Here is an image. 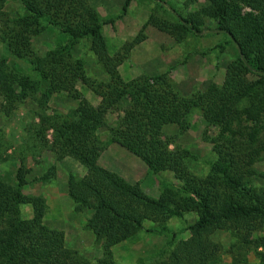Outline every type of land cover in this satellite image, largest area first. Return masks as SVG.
<instances>
[{
    "label": "trees",
    "instance_id": "1",
    "mask_svg": "<svg viewBox=\"0 0 264 264\" xmlns=\"http://www.w3.org/2000/svg\"><path fill=\"white\" fill-rule=\"evenodd\" d=\"M153 1L163 3L162 0ZM128 2L124 0L122 10ZM21 4L23 13L12 25H6L7 31H0V42L16 57L25 58L38 78L32 80L21 75L13 84L3 74L0 95L9 105L17 89L24 98L27 90H38L45 99L61 88L72 89L75 96L73 79H79L100 99L96 106H91L80 98L78 106L69 113L48 117L57 143L63 141L69 153L89 174L88 178L77 180L70 177L68 193L78 204L93 209L86 226L102 241V258L97 263L115 264L110 247L134 235L144 218L164 220L193 211L196 218L186 226L188 237L177 241L166 261L153 264H221L218 243L211 239L215 231L228 232L237 240L235 252L230 249L235 254L230 264H245L250 246L258 264H264V235L254 239L249 236L254 230L264 231V188H256L244 176L245 172L239 169L229 152L217 149V158L210 171L199 177L188 170L184 151L171 150L156 138L155 129L166 123H178L191 101L178 97L167 87L164 76H157L153 84H145L138 92L130 94L128 108L106 128L103 113L117 103L124 84L116 70L120 57L105 55L101 33L105 22L80 0H21ZM174 15L177 23L155 21L153 25L168 34L179 30L198 34L205 30L204 20L211 19V30L226 34L233 42L236 57L225 66L222 83L219 87L209 86L200 101L206 105L223 101L212 118L221 124L220 131L229 129L236 114L244 115V122L252 123L248 134V140L252 141L254 136L264 132V0H202L195 10L185 15L174 12ZM46 26L58 28L67 35V41L38 55L31 50L30 38ZM83 37L89 40V47L101 64L106 80L86 77L81 59L71 55L73 45ZM248 74L252 78L247 77ZM102 129L108 130L110 141L136 156L148 170L172 172L177 181L175 189H163L170 195L157 199L147 197L137 186L123 184L115 175L97 166L98 132ZM221 135L222 132L219 137ZM232 142H228L226 135L223 140L219 139L218 145ZM235 143L234 140L233 145ZM231 150L234 151L235 146ZM21 177L16 174L14 186L0 181V261L59 264L58 256L63 251L62 233L42 223L43 198L22 193ZM261 177L264 178V174ZM20 203L30 204L31 219L18 218ZM2 220L6 226L2 227ZM160 230L166 231L164 227ZM258 246L263 250L258 251Z\"/></svg>",
    "mask_w": 264,
    "mask_h": 264
},
{
    "label": "rangeland",
    "instance_id": "2",
    "mask_svg": "<svg viewBox=\"0 0 264 264\" xmlns=\"http://www.w3.org/2000/svg\"><path fill=\"white\" fill-rule=\"evenodd\" d=\"M80 1L105 22L101 26L105 55L120 57L116 70L124 87L113 108L103 113L106 128L113 125L115 119L128 108L131 93L138 92L145 84H153L155 78L162 75L167 87L191 103L182 111L178 123H166L156 128V138L171 150L184 151L188 170L199 177L210 171L217 158V149L222 153L229 152L233 159L235 157L239 169L245 172L244 176L256 188H264V178L261 177L264 174V132L249 141V126L252 123L244 122L245 116L239 113L228 130L220 131L221 124L212 121V118L223 101L209 105L200 101L209 86H220L225 66L236 57L231 39L224 33L211 30V19L204 20L205 30L198 34L180 30L168 34L153 25L155 21L177 23L174 12L185 15L195 10L202 0H162L163 3L129 0L124 10L121 9L124 0ZM22 13L21 0L2 1L0 31H7V26L12 25ZM65 41L67 35L58 28L46 26L37 35L31 36L30 46L32 52L43 55L59 44L64 45ZM89 45L87 38L79 39L73 45L71 55L81 59L86 77L106 80L102 66ZM3 74L13 84L21 75H27L32 80L38 78L25 58L16 57L0 42V82H3ZM247 77L251 76L248 74ZM72 87L77 92L75 96L71 93L72 89L61 88L46 100L38 90H27V97L24 98L17 89L10 105L0 95V181L14 186L16 174H21L22 193L43 198L42 223L62 233L63 251L57 263L98 264L97 261L102 258V241L86 226L93 209L78 204L68 193L70 177L77 180L88 178L89 174L85 166L69 153V147H65L63 141L57 143L49 119L53 114L62 116V113H69L78 106L80 98L91 106L99 103V97L79 79H73ZM236 130L240 133H234ZM226 135L228 142L235 140L236 143L219 146V139L223 140ZM98 138L100 149L95 164L115 175L123 184L135 185L145 196L153 199L169 196L163 190L165 187L175 189L177 181L172 172L153 173L148 170L136 156L110 141L107 129L99 130ZM233 146L234 151L231 150ZM77 206H81L80 209L77 210ZM31 217L30 204L20 203L18 218L29 220ZM195 218L193 211L164 220L160 217L144 218L141 228L134 235L110 247L112 261L115 264L166 261L168 252L177 241L188 237L186 226ZM3 226H6L4 220ZM161 227L166 231L160 230ZM263 235L262 229L249 234L250 239ZM211 239L218 243L221 264H230L235 255L233 249L238 245L236 238L228 232L215 231ZM257 250L262 251L263 247L258 246ZM0 264L7 262L1 260ZM245 264H258L252 246Z\"/></svg>",
    "mask_w": 264,
    "mask_h": 264
}]
</instances>
